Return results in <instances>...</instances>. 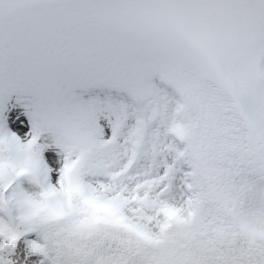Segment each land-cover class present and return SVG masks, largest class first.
<instances>
[{
  "label": "snow or ice",
  "instance_id": "1",
  "mask_svg": "<svg viewBox=\"0 0 264 264\" xmlns=\"http://www.w3.org/2000/svg\"><path fill=\"white\" fill-rule=\"evenodd\" d=\"M0 264H264V0H0Z\"/></svg>",
  "mask_w": 264,
  "mask_h": 264
}]
</instances>
